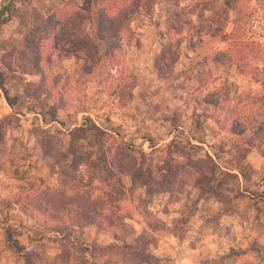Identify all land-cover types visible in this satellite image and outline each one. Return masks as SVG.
Masks as SVG:
<instances>
[{"label": "rangeland", "instance_id": "obj_1", "mask_svg": "<svg viewBox=\"0 0 264 264\" xmlns=\"http://www.w3.org/2000/svg\"><path fill=\"white\" fill-rule=\"evenodd\" d=\"M8 1L17 13L0 26V171L15 190L13 199L36 206L41 192V197L46 193L57 202L81 204L76 196L85 195L102 200L105 208L100 213L90 204L87 212H80L81 218L89 214L86 218L90 220V216L99 215L102 226L117 234L130 233L132 226L172 232L181 239L189 232L218 233L226 239L223 248L227 249L218 260L262 264L264 245L257 239L264 238V123H244L241 118L231 123L226 116L231 104H240L241 109L250 98L264 95V85L252 77L256 69L255 76L264 78V0L180 1L177 9L182 17L170 22L176 30L162 37V44L148 59L152 71L138 77L129 73L125 47L135 44L129 34L124 36L117 61L105 65L103 71L95 68L91 74L87 70L83 80L65 91L64 85L53 84L64 73L61 61L50 68L45 65L49 72L44 69L38 74L39 58H35L33 45L36 36L28 35L34 29L30 23L35 29L44 26L42 13L55 3ZM140 1L133 13L139 21L140 15L147 19L152 10L151 0ZM173 3L170 13L177 11L171 8ZM61 6L55 9H69V5ZM133 14L124 13V22L129 23ZM219 29L222 32L211 38ZM235 44L248 46L238 53L244 55L242 61L253 60L249 70L243 68L245 72L238 69L239 64L226 63L232 48L238 49ZM116 65V80L111 81V68ZM24 73L39 77L33 86L24 88L25 94L37 96L44 87L52 96L55 105L43 118L46 123H82L70 130L66 141L58 128L50 134L31 130L37 136L36 148L56 156L61 167L57 183L64 192L47 190L56 186L51 181L40 189L39 180L28 175L26 166L30 168L31 162L26 152L19 150L20 146L26 150L24 143L13 142L19 132L15 123L39 119L26 116L25 108L30 107L23 96L19 99L14 94L23 88L19 81ZM60 103L71 109L68 118L55 115L54 108ZM94 123L102 127H94ZM251 151L257 153L256 159L250 158L255 166L247 158ZM69 209L73 208L69 206L64 212ZM73 213L69 221L81 220ZM67 223L61 224L62 233L68 231ZM86 225H76L72 232L77 235ZM64 239L50 237L44 243L35 239L32 249L24 254L26 264H66L69 250ZM186 240L194 246L202 242L198 236ZM10 244L24 253L23 245ZM206 259L207 264L215 261Z\"/></svg>", "mask_w": 264, "mask_h": 264}, {"label": "crops", "instance_id": "obj_2", "mask_svg": "<svg viewBox=\"0 0 264 264\" xmlns=\"http://www.w3.org/2000/svg\"><path fill=\"white\" fill-rule=\"evenodd\" d=\"M52 1L55 3V6L52 9H48L47 12L42 13L41 22H44L52 14H55L54 12L57 10L55 7L60 5H69V8L71 6L70 14L67 17L68 19L73 15H79L82 18L81 5L84 0ZM91 1L92 3H97L101 0ZM184 1L189 3L198 1L204 4L211 2V0H181V2ZM208 10L209 9L204 10V13H209ZM133 16L134 14L130 17L131 21L129 20L128 25L133 35L132 39L135 40V44L134 46L125 47L124 57L127 60L129 73L138 77L141 76L144 71L150 72L153 70L148 59L152 56L153 51L162 44V37L170 36L171 18L167 15L165 6L160 0H155L153 3L151 13L148 15L150 19H145L144 16L140 15L139 18L142 20L139 21ZM97 17L98 16H94L91 19H83L81 32L93 47L95 60L103 63L107 62L106 60L108 58H117L118 54L116 51L110 52L107 49L106 42L98 37L96 28L98 21ZM229 23L231 24V22ZM34 26L36 25L30 23V27L35 29ZM187 39L188 38L181 40V47L185 45ZM182 56L186 58L185 52H183ZM146 57H148L147 62L145 59ZM61 64L63 65L62 68L64 69V73L60 74L57 78L55 77L57 79L56 84H53L54 87L59 84L64 85L63 91L79 83L83 80L85 75H87L85 74L87 59L82 55L71 54L65 56L60 65ZM115 74H117L116 67L111 68L110 77ZM22 77L23 80L19 81V83L23 85V88L21 92L17 91L14 94L19 97V99L23 96L26 106L30 107L25 108V111L28 112L26 116H34V118L39 117V119L36 118L34 120L35 123H15L19 132L15 134L16 138L13 139V142L17 144L22 141L24 143L26 150L21 146L19 150L26 152V159L31 162L30 168L26 166V169H30L28 175L29 177L31 176L32 179L39 180L41 184V187H39L40 189H43L42 186H45L47 182L51 181L55 182L56 186L50 189L47 188V190L64 192L57 183L61 167L56 161V156L52 153H46L40 148H36L35 143H38L37 136L33 134L31 130L36 129L43 133L50 134L52 130H57L58 128L63 134V139L66 141L70 130L72 128H80L82 123H46L43 118H46L48 110L55 105L52 96L47 95V91H45L44 87L41 88L43 92L37 96L25 94L27 89L24 88L33 86L39 77L27 73H24ZM97 82L101 84L99 80H97ZM254 86H260V84L254 83ZM98 90H100V88ZM54 112L57 118H59L60 114L62 118H68L71 109L67 108V105L64 103L55 107ZM31 121H33V119H31ZM94 124L96 127L100 126L99 123ZM61 125H63V127ZM256 157L257 153L255 151H251L247 156L249 162L253 166L255 165L252 160L256 159ZM252 169L257 171L256 167ZM93 182H95V179ZM14 193L15 190L9 185L7 178L3 175L2 171H0V264H26L24 254L32 249L35 239H39L43 243L49 240L50 237L55 239V241H65L62 233L45 229V224H48V222L52 223V220L55 218H50L49 221H47V218L43 219V221H41L42 223L37 221L36 217L29 212L25 205L13 199ZM78 195L81 198L78 196H76V198L82 201L80 202L78 200L80 203L86 206L92 204V208L95 206L100 213L102 212L104 207L101 205L102 201L100 199H90L84 195ZM63 202L65 203V201ZM68 208L69 207L64 205L62 206L63 210ZM167 208L172 210L169 206H167ZM92 212L95 211L92 210ZM156 218H159L158 215ZM203 218L206 219L207 217ZM58 220L59 219L56 218L55 221L58 223ZM162 221L165 222V220ZM82 229V232H78L77 235L71 232V235L66 238V240H68L67 247L69 250V261H67L66 264H203V262L207 264L208 260L206 258H215V261L210 260L213 264H228V262L218 260L219 257L224 256L227 252V249L223 248L226 239L223 238L222 234L218 233L211 234L209 232H200V234H198L196 232H189L185 233L183 235L185 237L181 239L172 232L163 231L158 233L146 227L137 226L136 228L132 226L133 231L130 233L123 232L117 234L102 226L99 215L98 217H92L89 224ZM193 236H198L202 240L200 245L194 246L187 242L186 239H190ZM235 236L238 240L239 235L236 233ZM76 238L80 239L83 244L79 241L77 242ZM257 240L264 245V238H258ZM145 241L152 242L146 243ZM214 241L215 244H213ZM10 243L14 245H23L24 253L16 250ZM143 244H145V247L142 246ZM83 245L88 249L85 250ZM82 249L85 252H82ZM138 255L143 256L139 257ZM262 255L264 256V251ZM73 260H75V262ZM231 264H234V262H231ZM262 264H264V261Z\"/></svg>", "mask_w": 264, "mask_h": 264}, {"label": "trees", "instance_id": "obj_3", "mask_svg": "<svg viewBox=\"0 0 264 264\" xmlns=\"http://www.w3.org/2000/svg\"><path fill=\"white\" fill-rule=\"evenodd\" d=\"M164 6H165V11L167 15L171 18V21H179L180 17H182L180 14L181 12L178 11L177 8H179L180 1L177 0L176 2H172L173 0H160ZM155 0H151V3H153ZM172 4L171 8L177 9L176 12L170 13V4ZM141 1L139 0H124V1H113V0H101L97 3H92L91 0H84L82 5H81V12H82V18L79 15H73L67 18L68 15L70 14V8H62V9H57L54 13L52 14L49 18L46 19L44 26L38 29H33L31 30L28 35L29 36H36L35 37V42L36 44L34 45V54H36L39 62V73H41L44 69H46L49 72V65L54 64V62L57 61H62L63 57L71 55V54H77V55H82L87 59V65L85 67V72L89 70L90 73H93L95 68L98 70L103 71L105 69V65L110 64V62H114L115 60L117 61V58H108L106 61L100 63L99 61L95 60L94 53H93V47L90 45V43L87 41L86 37L83 36L82 34V20L83 19H91L94 16H98V21H97V35L100 39H103L106 44H107V49L110 52L116 51L117 53L119 52V49L124 44L125 41V35H129L131 33L128 25V21L124 22L123 20V14H133L135 13V10L140 7ZM136 8V9H135ZM67 10V11H66ZM180 12V13H179ZM16 8L13 4L8 1L6 3V0H3V3L0 4V26L6 25L10 22V20L16 16ZM189 15V13H186ZM180 15V16H179ZM235 26V24H233ZM170 32H174L176 29L174 27H170ZM234 31V30H233ZM222 32L221 29L217 30L214 34H212L210 37L215 38L217 35H219ZM35 34V35H34ZM133 36V35H132ZM224 37V40L225 41ZM238 47L237 50H234L232 48L231 52L232 55H224L225 53H222V55L226 58L225 60L227 61L228 65H233V64H239L238 69L243 70L244 69H250V60L252 59L250 57V60L242 61L244 58V55H239L238 53L242 52L245 49H247L246 45L243 48H240L239 45H234V48ZM47 50L49 52H47ZM221 53V52H220ZM253 54V52L251 53ZM107 58V57H106ZM234 58V59H233ZM246 58V57H245ZM232 61H234L232 63ZM253 61V60H251ZM118 64V62H116ZM216 63H220L216 59ZM37 64L35 66L37 67ZM241 64V65H240ZM45 65L48 67L46 68ZM116 67V70H118V66ZM252 68V66H251ZM257 70L254 69L253 71V79L256 82H259L264 85V78L262 77H256L255 72ZM111 76V75H110ZM109 79L111 81L116 80L114 77H110ZM1 86V83H0ZM259 99H254L250 98L247 104L241 109L239 108V105H232L230 101L225 100L226 103L231 104L228 110V114L226 116V120L230 121L231 123H238L239 120L244 119V123H264V114H261L262 109L264 108V95L262 97H258ZM238 109V110H237ZM257 117L254 118V117ZM241 118V119H240ZM94 126V125H93ZM95 127V126H94ZM264 140V139H263ZM264 144V142H263ZM261 144V146L263 145ZM123 189V187H122ZM41 192L39 195V202L40 204L36 206H31V205H25L29 212L36 217L37 221L41 222L43 219L47 218V221L51 218H55L52 220V225L45 224L46 227L45 229H50V230H55L60 233L61 232V224L64 222H68L66 228V232L62 233L63 236L67 238L71 235L72 228L75 227L76 225H83V224H89L91 221V216L90 220L86 218L87 216H82L80 215V212L82 211L87 212L88 208L87 206L89 205H84L83 203L81 204H76L75 202H70L68 204L64 202H57L54 201L51 197H48L47 194L45 193L41 197ZM85 196V195H84ZM41 198V200H40ZM102 201V200H101ZM66 207H72L73 209H69L67 212H64L62 209V206ZM105 208V206L103 205ZM104 208L102 210H104ZM74 210V211H73ZM76 212L77 216L81 218V220L78 219H72L69 221V218H71L72 213ZM73 213V214H76ZM56 218H58V223L55 221ZM86 218V220H85ZM108 221V220H106ZM55 222V223H54ZM42 223V222H41ZM81 223V224H80ZM109 226L112 227L113 224L108 222ZM44 225V224H43ZM44 225V226H45ZM48 225V226H47ZM76 241L81 242L80 239L76 238ZM75 241V242H76ZM85 250L88 248L83 245ZM83 250V249H82ZM82 252H85L84 250Z\"/></svg>", "mask_w": 264, "mask_h": 264}]
</instances>
